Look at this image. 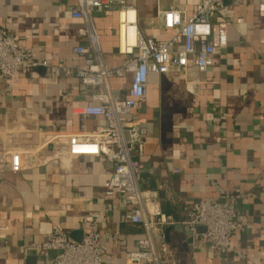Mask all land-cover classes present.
<instances>
[{
  "label": "crops",
  "instance_id": "crops-1",
  "mask_svg": "<svg viewBox=\"0 0 264 264\" xmlns=\"http://www.w3.org/2000/svg\"><path fill=\"white\" fill-rule=\"evenodd\" d=\"M126 1L137 9L140 30L155 40L177 36L163 27L160 10L179 7L190 13L195 7V0ZM227 4L233 19L228 45L217 50L213 65L205 71L190 66L185 78L151 72L147 95L131 114L148 131L140 182L159 191L161 208L178 221L165 231L177 264H264V17L258 0ZM75 6L76 0H0V26L35 58L54 64L61 59L74 70L82 59L72 48L86 43L78 33L86 22L72 16ZM92 17L107 66H120L129 56L118 49L117 10L96 9ZM177 37L172 48L183 46ZM131 79V73L112 76L113 92L126 97ZM89 91L63 69L54 79L40 67L17 74L12 87L0 81V152L35 148L51 132L105 124L103 117L76 112L91 103ZM33 161L19 172L0 167V264H50L38 246L45 239L40 223L61 224L78 241L86 215L98 211L105 216L98 229L107 246L106 264H132L126 253L136 248L143 229L125 220L131 206L120 195L104 200L114 164L91 155L74 158L67 170L43 158ZM223 191L239 200L243 230L233 234L232 243L245 258L218 255L201 240L194 248L180 223L187 202L219 198Z\"/></svg>",
  "mask_w": 264,
  "mask_h": 264
},
{
  "label": "built area",
  "instance_id": "built-area-1",
  "mask_svg": "<svg viewBox=\"0 0 264 264\" xmlns=\"http://www.w3.org/2000/svg\"><path fill=\"white\" fill-rule=\"evenodd\" d=\"M239 1L242 0H229L230 3ZM228 7L225 0H195L194 10L190 13L179 7L160 10L163 27L176 30L177 36L184 40L182 47L172 48L171 44L177 43L178 37L155 40L145 35L138 26L137 9L126 0H76L72 16L85 20V26L79 28L78 33L86 38V43L72 48L73 53L82 59V65L74 70L61 59L54 64L35 58L29 46L0 26L1 82L12 87L17 74H27L40 67H44L46 76L53 79L59 69L69 74L74 72L80 83L90 88L87 96L91 101L76 112L105 119V124L90 131L51 132L32 149H3L0 167L19 172L33 167L34 158H43L47 164L67 170L74 158L104 156L114 164L113 172L104 185V200L120 195L121 201L131 206L125 220L143 229L136 240V248L126 253L127 261L132 264H177L165 231L167 226L178 221L161 208L159 191L144 187L140 182L148 131L140 121L131 118V114L147 95L151 72H177L185 78L190 66L205 71L213 65L217 50L228 45V28L233 21ZM96 9L117 10L118 49L129 56L118 67L110 68L106 64L102 35L92 17ZM257 10L264 17V0H258ZM130 11L136 12L134 44L129 42ZM124 73H131L132 79L127 96L122 98L113 92L110 78ZM239 208L237 195L223 191L219 198L187 202L184 206L186 218L180 223L189 230L194 248L201 240L218 255L236 254L245 258V254L232 243L233 234L243 230L244 218ZM104 217L102 211L87 214L83 235L78 241L72 239L61 224L42 222L39 229L45 239L38 246L45 250L50 264H106L107 246L102 243V233L98 229ZM114 237L119 236L114 234Z\"/></svg>",
  "mask_w": 264,
  "mask_h": 264
},
{
  "label": "bare ground",
  "instance_id": "bare-ground-1",
  "mask_svg": "<svg viewBox=\"0 0 264 264\" xmlns=\"http://www.w3.org/2000/svg\"><path fill=\"white\" fill-rule=\"evenodd\" d=\"M128 19H129V22L131 23L129 28H128V33H129V42L131 44H134L135 43V37H136V33H135V26H134V23L136 21V12L135 11H130L128 13Z\"/></svg>",
  "mask_w": 264,
  "mask_h": 264
},
{
  "label": "water",
  "instance_id": "water-1",
  "mask_svg": "<svg viewBox=\"0 0 264 264\" xmlns=\"http://www.w3.org/2000/svg\"><path fill=\"white\" fill-rule=\"evenodd\" d=\"M225 1H226V3H230L229 0H225ZM141 176H142V174H140V177H141ZM167 234H168V233H167ZM167 234H166V235H167Z\"/></svg>",
  "mask_w": 264,
  "mask_h": 264
}]
</instances>
